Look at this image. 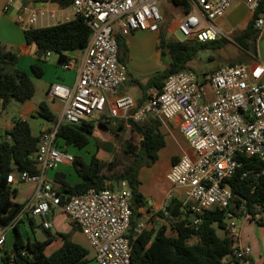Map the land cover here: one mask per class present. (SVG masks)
Wrapping results in <instances>:
<instances>
[{
	"label": "built area",
	"instance_id": "obj_1",
	"mask_svg": "<svg viewBox=\"0 0 264 264\" xmlns=\"http://www.w3.org/2000/svg\"><path fill=\"white\" fill-rule=\"evenodd\" d=\"M18 0H0V8L8 12ZM70 0L74 17H82L91 32L81 52L78 75L72 85L54 83L47 96L62 106L60 119L50 127L40 128L41 138L35 151L39 172H12L9 184L34 183L35 189L15 218L22 222L40 218L44 229L52 227L47 218L57 208L68 221L79 227L98 264H131L132 245L128 238L132 208L131 192L126 182L117 189L89 188L85 192L62 195L45 177L60 164H73L74 154L59 148L56 131L60 123L80 124L92 117L108 121L123 119L126 124L155 116L159 120L178 117V127L192 154L184 153L166 174L170 185L167 204L180 201L179 218L184 227L198 229L202 215L215 207L224 210L225 231L230 238L229 259L245 261L249 246L238 245L239 227L235 218L264 224V210L251 209L245 201L236 204L229 180L243 164L241 156H257L264 161V59L258 55L250 63L234 62L206 72L181 71L169 75L160 89L153 88L144 104L132 112L134 99L119 94L127 81V70L119 61L115 33L127 36L137 31L159 33L165 23L164 7H182L177 22L184 41L205 43L227 38L218 20L225 16L232 0ZM252 13H257L254 27L264 32V0H240ZM30 0L18 11L15 22L24 30L47 22L55 12L37 8ZM51 52L43 55L44 59ZM69 62L61 65L71 67ZM264 178V167L256 176ZM243 173L242 176H245ZM166 204V205H167ZM166 205L163 207L165 209ZM140 225L136 232L143 230ZM12 225L0 226V249L5 245ZM196 239L193 234L188 240Z\"/></svg>",
	"mask_w": 264,
	"mask_h": 264
},
{
	"label": "trees",
	"instance_id": "obj_2",
	"mask_svg": "<svg viewBox=\"0 0 264 264\" xmlns=\"http://www.w3.org/2000/svg\"><path fill=\"white\" fill-rule=\"evenodd\" d=\"M53 2H56L60 8L70 5V0H53ZM173 2L187 5L185 0H173ZM257 13L252 14L246 27L236 32L231 39L247 55L251 54L253 57L258 55L256 40L259 32L254 27ZM90 32L84 19L78 16L69 21L24 30V38L28 44L36 43L35 55L38 60L44 61L43 55L51 52L57 54V63L62 65L72 59L68 55L69 52L85 47ZM115 37L118 43L119 61L125 64L124 55L128 49L124 37L119 33H115ZM228 41L227 38L205 43L171 40L165 31H160L158 43L160 56L161 58L167 56L169 61L163 69L150 75L146 83L143 84L139 80H135V83L143 92L149 88L160 89L169 75L187 70L195 71L190 63L200 51L220 48ZM18 60L17 52L8 49L0 41V98L3 109L12 101L25 103L35 94V84L31 75L18 67ZM252 60L245 56L238 62L250 63ZM218 68L220 67L216 64L210 68V71ZM31 71L36 77L43 75V68L38 63L31 65ZM142 100L135 103L132 112L139 109L146 98ZM37 114L53 124L57 123L55 115L44 101L39 103ZM125 123L123 119L117 121L116 129L122 130ZM128 123L130 132L138 136L136 143L127 141L125 144L128 162H121L116 154L110 162L103 161L96 153L87 161L81 155L75 154L73 167L79 180L69 182L65 178L58 177L53 180L62 198L81 194L89 188L117 189L119 181L126 182L132 196V216L127 235L132 245L131 264H230L231 261H238L227 257L231 251L230 238L225 231L224 210L218 207L206 211L202 215L198 229L190 230L184 227L183 221L179 218L180 201L173 198L165 209L157 212L160 217L170 222L173 234H167L163 227L156 234L145 229L140 233L136 232L134 216L138 214V208L146 204V199L139 189V170L143 166H151L157 160L158 151L164 146L165 139L160 131V120L155 116L149 115L139 122L129 120ZM99 124L109 128L108 121H99ZM93 126L92 120L80 124L60 123L55 137L57 146L65 150L68 147L85 148L90 142ZM110 131L118 136L117 131ZM40 138V132L38 135L32 134L26 119H16L12 127L6 131V139L0 141V226H13L12 248L10 252L5 251L1 257V264H87L89 251L72 240L71 231L59 232L62 244L47 255L45 249L54 238L50 230L41 226L45 238L40 240L33 235L24 236L19 228L20 222L14 223L24 203L12 199L17 193V187L7 182V176L18 171H28L30 174L39 172L35 151ZM96 146L98 151L100 145L96 143ZM240 159L243 162L242 166L229 180L233 202L239 204L245 201L251 209L264 210V178L260 174L256 176L264 167V161L257 156H241ZM118 163L122 165L120 170L115 169ZM243 173L246 175L242 176ZM27 221L33 233L34 218H28ZM217 229L224 230L225 235L220 237ZM193 234L196 236V242L189 243L188 240Z\"/></svg>",
	"mask_w": 264,
	"mask_h": 264
},
{
	"label": "crops",
	"instance_id": "obj_3",
	"mask_svg": "<svg viewBox=\"0 0 264 264\" xmlns=\"http://www.w3.org/2000/svg\"><path fill=\"white\" fill-rule=\"evenodd\" d=\"M26 3H30V0L16 1L15 5L9 10L7 14H5L0 8V41L4 43L6 46L8 44L10 45L15 44L16 47H18V49L22 51V53L20 52V54L17 53L19 56L17 65L21 70H24L27 72H29L30 70L29 74L34 76L33 72L31 71L32 64L38 63V65H40L43 68V74H44V71H47L50 68H52L53 63L49 62L48 59H44V61H40L37 59L35 52H32V47H31L32 44H28L25 41L24 29L15 22V17L18 11L22 7V5ZM50 4L55 5L56 8H53V11L55 13L57 11H60L62 16L58 22L54 21L53 23H50V24L47 23L48 25L57 24V23L64 22V21H69L74 18L73 9L71 5L65 8H60L56 2H46V3L33 2V5L36 6L37 8H42V9L48 8L52 10V8L50 7L51 6ZM239 10L240 11L238 13H233V12L229 13L227 9L225 16L220 18L218 20V23L226 31H232V32L238 30L239 29L238 26L242 24H245V27H246L247 22L252 16V13L247 9V7L240 0H239ZM222 22L224 23L227 22V23L232 24V28L227 30L222 25ZM43 26H47V25L41 24V25H38L37 27H43ZM159 34L160 32L155 33V32H149V31H137V32L132 33V35L128 36L127 41L130 46V43L133 44L132 41H134V39L137 37L145 39L147 42L145 45L146 53L149 54V56L153 54L155 58H159L161 60L160 52L158 49ZM167 36H168V33H167ZM81 52L82 50L79 49V50H74L68 53V55L73 59L70 62L71 67L69 69L54 68L55 76L52 77L54 83L72 85L75 82L77 75H78V68L81 62ZM51 55L52 54H50V56ZM149 56H147L146 58H148ZM258 57L259 59H264V57L261 55H258ZM147 62H148L147 60L144 61V64L139 65V67L134 66V64L132 63V54L130 50L129 62L128 64L125 62L124 65L127 70V76L131 75L130 77L134 84H136L135 80H139L143 84L146 83L148 77L151 75L152 70L149 69ZM129 79L130 78H128L124 84H126L129 81ZM124 86L125 85H122L119 88V91H118L119 94L125 91ZM47 89L48 87L46 88V91H45V96L47 100H50L52 102L56 101V100H51L47 96ZM152 89L149 88L145 90V92L141 90L142 91L141 95L134 99L135 103L139 101H143L142 99H144V97L147 100ZM32 98L26 101L25 103H20V105L16 107V110H17L16 115H18V118L16 119H26L29 122L27 117L29 115H33V113L35 112L37 113L40 102L34 103V101H32ZM46 104L50 109V105L47 102ZM10 105L12 106V102L5 109H3L2 100L0 98V141L3 139H6V131L12 127L14 121L16 120L13 118L12 116L13 114H9V110L10 108H12V107L9 108ZM61 113H62V106H61ZM96 120H98V122L104 121L102 120V117L96 118ZM119 120H122V119H117L116 125H117V121ZM178 122H179L178 117H173L168 120H164V119L160 120V131L164 135L165 144L158 151L157 160L151 166H143L139 170V180H140L139 189L146 199V204L140 206L137 210L138 214L134 216V222L136 224V229L140 225H143L144 226L143 229L150 231L153 234H156V232L161 227H163L165 228L166 233L170 234L168 233L169 227L168 225H166V222H165V220L167 219L162 218L157 214L158 211L163 210V207L168 202L167 195L170 190V185L168 181L166 180V174L171 168V166L173 165V163H175L174 161L175 160L177 161L181 155H183L184 153L192 154L186 139L184 138V136L179 130ZM124 128H129V125L125 123ZM118 131H121V130H118ZM31 132L33 135H38V134H35L32 130ZM117 133L119 134V132ZM69 165L73 166V164L62 163L57 168L48 170L46 172L45 177L52 184H53V180L57 177L65 178V180L69 182L78 181L79 177L76 171L74 170V172H72L71 170H69L68 169ZM31 184L33 185V188L35 189L36 185L34 183H31ZM118 187H120V181L118 183ZM47 220L50 221L49 217L47 218ZM234 221L235 223H237L239 227L238 245L249 246L251 248V253L245 261H231L230 264L232 263L234 264H264V238H263V235H261L262 233H264V230L259 227L260 224H256V223L249 222V221H244L240 217H236ZM34 223H35V220H34ZM29 227H30V224H29ZM52 227H54L53 223H52ZM19 228L21 230L20 225H19ZM51 228L46 229V230H50L54 235L53 240L47 245L45 249V253L47 255L51 254L53 251L59 248L60 245L62 244V240L58 234L60 231H53ZM71 228L72 229L66 230V231H71L72 233V230L74 229V230H78L81 233L77 235L78 236L77 240H75L73 236H71V238L73 241L81 244L82 246L88 249L89 253L87 255V260H88L87 264H98L97 261L95 260L93 251L89 248V245H88V242L85 236L74 225ZM170 229L173 230L172 228ZM66 231H61V232H66ZM8 232H7V238H6L5 245L0 249V264H1V257L4 255L5 251L10 252L12 248L13 237H11V239L8 240ZM32 235L35 238H37L35 236V233L34 232L32 233L31 231V236ZM194 242H196V239L193 240V243Z\"/></svg>",
	"mask_w": 264,
	"mask_h": 264
},
{
	"label": "rangeland",
	"instance_id": "obj_4",
	"mask_svg": "<svg viewBox=\"0 0 264 264\" xmlns=\"http://www.w3.org/2000/svg\"><path fill=\"white\" fill-rule=\"evenodd\" d=\"M50 5H51L50 7L52 8V10L53 8H56L55 5L53 4H50ZM181 9L182 7L174 6V5H170V6L168 5L164 7L165 23L162 26L161 31H165L166 33H168L169 38L172 40H178V41L185 40V37L178 31V28H177V22L182 16ZM239 11H240L239 10V0H232V3L230 7L228 8V12L238 13ZM8 12H4V13L7 14ZM61 16H62L61 12L57 11L55 13V17H56L55 20L52 17H50L49 21L47 22V17H45L43 24L48 25L50 23H53L54 21L58 22ZM37 25H41V23L38 22ZM222 25L227 30L232 28V24L227 23V22L225 23L222 22ZM244 27H245V24H242L238 26L239 28L238 30L230 33L227 38L229 39L228 43H226L222 47L200 51L197 57L190 63L191 67L196 72L202 73V72L210 71V68L211 67L213 68L216 64H218L219 67H222L224 65L229 64L232 61L238 62V60L243 59L245 56L250 59H254L253 55L251 54L247 55L246 52H244L236 43L231 41V39L233 38V35L236 34V32H238ZM130 35L132 34L123 36L125 45L127 46V49H128V51L126 52V55H124V60L127 64L129 62L130 50H131L132 63L134 64V66L139 67V65H143L144 61L147 60L149 69L152 70L151 75L154 72L163 69L167 65L169 61L167 56L161 58L160 60L159 58H155L153 54L149 56V54L146 53L145 45L147 42L145 39L137 37L134 39V41H132L133 44L130 43V46H129L127 37ZM7 46H8V49H11L19 54L20 52L22 53V51L18 49V47H16L15 44L13 45L8 44ZM256 46H257L258 55H261L264 57V32H259L257 40H256ZM51 54L52 55L48 57L47 59L49 60V62L53 63L52 68H50L47 71H44V74L41 77H36V76L31 75V78L35 84V94L32 98V101H34V103L46 101L50 105V109L52 110V112L56 116V119L58 120L61 117L60 104L57 101L52 102L50 100H47L45 96L46 88L54 84V81L52 79V77L55 76L54 68L62 69L61 65L57 63V54L55 53H51ZM147 56L149 57L146 58ZM209 58H211V60H208ZM42 60H44L43 57H42ZM130 76L131 75H128V78H130L129 81L126 84H123L125 85L124 86L125 91L120 94L129 95L133 99H135L136 97L141 95L142 91L138 85L133 83ZM19 105L20 103L12 101V106L11 105L9 106V108L12 107L9 110V114H13L12 116L14 119L18 118V115H16V111H17L16 107ZM27 119L30 122L31 130L35 134H39L40 128L42 126L50 127L53 125L52 122L45 120L40 115H38L36 112L33 113V115H29ZM91 120L93 121L94 126L92 128V134L90 137L89 144L83 149H77L75 147H68L67 150L74 155L75 154L81 155L86 161L89 160V158L96 153L97 157H99L105 162L112 161L113 155L116 154L121 160V162L123 161L124 163H127L128 156L125 153V144L127 141H132L136 143L138 140V136L135 134H132L128 128H124L121 131H118L116 129L117 119H114V118L108 119L109 120L108 129L100 125L98 120H96L95 117H92ZM110 130L119 132V134H117L118 136L113 134ZM107 141L111 142L114 145V147L117 148L114 153H108L101 149L102 144ZM96 143L100 145V149L98 151L96 148L97 147ZM121 168H122V165L118 163L115 169L120 170ZM68 169L74 172V167L72 165H69ZM14 186L17 187V193L16 195L12 196V199L18 203H27L30 196L34 192L33 185L28 182H22V183H16L14 184ZM49 219L50 221H52L54 225V227L51 228L53 231L61 232V231L70 230L72 229L71 227H73V224L70 223L68 219L66 218V216L62 214L57 208L54 209L53 213L49 216ZM34 220H35V224L33 226V229H34L35 236L38 239H42L45 237V233L41 227V219L36 217ZM165 222H166V225H168L169 227L168 233L173 234L174 231L170 229L171 228L170 222L168 220H165ZM20 227H21V232H23L25 236L27 235L31 236V231H30L29 223L27 220L22 221L20 223ZM259 227L264 230V224L260 225ZM217 233L220 237H223L225 235V232L222 229H217ZM79 234L81 233L78 230H74V229L72 230V236L75 240H77L78 238L77 235ZM261 235H263V238H264V233H262ZM11 237H12V230H9L8 240H10Z\"/></svg>",
	"mask_w": 264,
	"mask_h": 264
},
{
	"label": "water",
	"instance_id": "obj_5",
	"mask_svg": "<svg viewBox=\"0 0 264 264\" xmlns=\"http://www.w3.org/2000/svg\"><path fill=\"white\" fill-rule=\"evenodd\" d=\"M31 47H32V52H35V50H36V48H37L36 43L33 42L32 45H31ZM101 149H102L103 151H105V152H108V153H114V152L116 151L117 148L114 147V145H113L111 142L107 141V142H104V143L102 144Z\"/></svg>",
	"mask_w": 264,
	"mask_h": 264
}]
</instances>
